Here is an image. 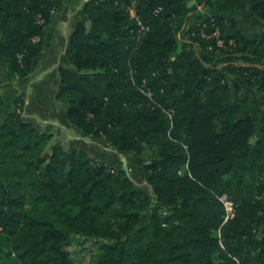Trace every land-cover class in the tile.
I'll list each match as a JSON object with an SVG mask.
<instances>
[{"label":"trees","instance_id":"16d2710c","mask_svg":"<svg viewBox=\"0 0 264 264\" xmlns=\"http://www.w3.org/2000/svg\"><path fill=\"white\" fill-rule=\"evenodd\" d=\"M65 1L0 0L9 79L33 72ZM201 4L212 0L85 3L56 98L81 135L136 158L153 200L86 145L52 142L17 100L0 124V264H74L76 236L97 245L92 264H264V31ZM247 9L264 20V0Z\"/></svg>","mask_w":264,"mask_h":264},{"label":"rangeland","instance_id":"374dc122","mask_svg":"<svg viewBox=\"0 0 264 264\" xmlns=\"http://www.w3.org/2000/svg\"><path fill=\"white\" fill-rule=\"evenodd\" d=\"M84 3V0H67L62 9L54 14V22L52 21L47 27L43 52L36 59L34 70L30 75L11 80L8 78L6 69L0 64L2 77L0 94L4 97V105L0 109V124L8 112L14 109L15 102L22 100L23 117L33 121L40 129L52 133V142L60 140L67 147L86 145L92 155L105 160L113 168H124L122 158L125 157L132 178L141 182L139 186L153 200L152 190L145 183L136 158L133 155L118 153L113 147L107 145L103 138L81 135L67 119V105L56 98L59 83L58 68L66 64L64 51L68 41L66 40L67 35L71 29L73 30L76 22L82 18L86 19L83 11ZM256 20L257 23L252 25L251 30L248 31H255L253 29H257V32L264 31V20L258 18ZM61 35L65 37H60ZM257 106L258 97L254 101V114H256ZM157 152V149L145 147L142 157L144 160L150 161L157 155ZM147 216L148 212H145L144 221ZM215 234L220 236V231H216ZM67 248L74 264H92L98 250L94 241L85 240L79 236L74 237Z\"/></svg>","mask_w":264,"mask_h":264},{"label":"crops","instance_id":"0c3cea01","mask_svg":"<svg viewBox=\"0 0 264 264\" xmlns=\"http://www.w3.org/2000/svg\"><path fill=\"white\" fill-rule=\"evenodd\" d=\"M87 1L88 0H84L85 3ZM66 2H67V0L64 2V4ZM198 2H199V0H191V4H197ZM85 3H84V5H85ZM64 4L56 11L55 14H57L62 9ZM83 9H84V6H83ZM198 11H199V15H205L208 18L211 16H214V15H223V16H226L227 19H229V20L230 19H236L238 21L240 29L247 35H252L255 32H257L256 31L257 29H253V30H255L253 32L248 31V30H251L252 25L254 26V24L257 23L256 22L257 20H256V17H250L248 9H247V0H212L211 6H205V4H201L198 6ZM81 20H85V18H82ZM59 22L60 21L58 19V23ZM76 24H77V22H76ZM76 24L74 25L73 30H74ZM73 30L71 29L69 31L66 40H69V37H70L71 33L73 32ZM46 32H47V28H46ZM60 37H65V36L61 35ZM45 40H46V38H45ZM67 45H68V41L66 43V48H67ZM65 51H66V49H65ZM65 51H64V55H65ZM86 137H88V136H86ZM90 137H93V136H90ZM94 137H96V136H94ZM96 138H102V137H96ZM139 171H140L141 175H143L141 170H139ZM143 177H144V175H143ZM144 180H145V177H144ZM137 183L139 185L141 184V182H137ZM145 183H147L146 180H145Z\"/></svg>","mask_w":264,"mask_h":264},{"label":"built area","instance_id":"2783aa9c","mask_svg":"<svg viewBox=\"0 0 264 264\" xmlns=\"http://www.w3.org/2000/svg\"><path fill=\"white\" fill-rule=\"evenodd\" d=\"M129 10L131 12L132 17H136L137 18L136 13H135V10H134V8H133L132 5L129 6ZM139 24L141 25V28H140V30L138 32L139 33V36L138 37L141 38L144 35V33L146 32L147 26H145L144 24H142L141 21H139ZM178 35L180 36V34H178ZM212 36L217 37V41H216L217 45L223 46L224 41L221 38H219V31L218 30L215 31L212 34ZM221 200L223 201V203H224V205L226 207V210H227V218L232 217L234 215V203L231 200L228 199L227 195H223L221 197Z\"/></svg>","mask_w":264,"mask_h":264},{"label":"water","instance_id":"95a60500","mask_svg":"<svg viewBox=\"0 0 264 264\" xmlns=\"http://www.w3.org/2000/svg\"><path fill=\"white\" fill-rule=\"evenodd\" d=\"M123 162H124V169L126 170V172L128 173V175L132 178L131 172L129 170L128 164H127V160L125 157L122 158Z\"/></svg>","mask_w":264,"mask_h":264}]
</instances>
